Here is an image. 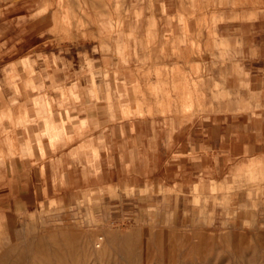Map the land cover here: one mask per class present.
Segmentation results:
<instances>
[{"label":"rangeland","instance_id":"obj_1","mask_svg":"<svg viewBox=\"0 0 264 264\" xmlns=\"http://www.w3.org/2000/svg\"><path fill=\"white\" fill-rule=\"evenodd\" d=\"M78 51L90 52L84 64L93 89L103 84L104 108L113 116L116 110L124 132L148 131L152 140L137 144L160 157L164 150L166 167L188 160L175 155L179 136L206 119L246 122L264 138V0H0V82L15 98L46 114L68 107L71 94L51 85L61 83L60 61L69 52L76 60ZM37 57L53 59L49 72ZM26 103L17 114L24 127L35 112ZM88 129L82 122L79 132ZM122 133L112 150H123ZM47 134L60 135L50 128ZM9 149L21 148L4 134L0 160ZM155 166H148L153 173ZM4 177L0 169L7 185ZM140 182L102 186V197H118L133 195L129 187L137 184L139 211L119 219L100 214L92 196L58 202V193L37 183L36 203L0 211V264H264L260 160L240 175L230 166L225 183L186 196L172 183ZM29 189L22 184L24 201Z\"/></svg>","mask_w":264,"mask_h":264},{"label":"crops","instance_id":"obj_2","mask_svg":"<svg viewBox=\"0 0 264 264\" xmlns=\"http://www.w3.org/2000/svg\"><path fill=\"white\" fill-rule=\"evenodd\" d=\"M69 53L60 61L61 83L51 85L56 86L53 90L60 88L71 94L73 103L68 107L55 105L54 110L46 114L47 109L31 106L32 103H26L21 96L15 98L4 82H0V137L5 134L8 141L12 139L21 148L18 152L9 149L6 153L9 158L0 160V169L5 173L2 183L7 184H0V211L4 210L5 204L10 205L13 212L21 210V203H36L37 183H44L47 194L58 193L54 195L58 202H62L64 197H68L70 203L73 200L86 202L87 196H92L103 216L128 218L139 211L137 184L129 187L134 191L133 195L122 191L118 197L107 194L102 197V186L118 183L121 188L123 183H152L150 181L154 179L162 187L172 183L181 191L180 195L186 196L191 188L201 191V188L209 186L208 183H225L230 166H236L240 175L252 162L260 160L264 163V138L259 140L256 130L249 129L246 122L226 123L223 119H206L179 136L177 146L180 150L175 155H187L188 160L183 159L173 168L166 167L164 150L160 153L161 158L159 153L154 154L149 148L137 144L140 139L152 140L148 131L134 133L129 127V132H124L127 129L124 120L113 119L116 118V110L113 116L104 108V99L101 98L104 97L103 84L93 89L90 71L84 64L86 58H90V52H76V60ZM52 61L51 57L45 60L36 58L37 64L45 62L44 67H40L43 72H49ZM52 74L56 75L55 72ZM25 92L33 93L27 89ZM89 92L93 93L92 100L87 99L90 95L86 93ZM23 103L28 110L35 109L34 116L29 115L28 127L22 126L17 115ZM68 119L72 126L66 128L63 123L66 121L69 124ZM82 122L89 126L86 136L79 132ZM47 128L56 130L60 135L50 139ZM118 130H123V135L119 136L123 150H112ZM66 136H71L74 142L69 145ZM134 145H138L137 148ZM85 146L87 149H84ZM134 154H137L135 158ZM152 156L157 157L155 162ZM152 165H156L153 167L157 169L155 173L148 167ZM26 183L31 186L28 201H24L25 193L22 195L20 192L22 184ZM85 189H90L89 194H83ZM75 191H80L82 195H76Z\"/></svg>","mask_w":264,"mask_h":264},{"label":"bare ground","instance_id":"obj_3","mask_svg":"<svg viewBox=\"0 0 264 264\" xmlns=\"http://www.w3.org/2000/svg\"><path fill=\"white\" fill-rule=\"evenodd\" d=\"M37 1V0H36ZM52 6V5H51ZM56 12V11H55ZM54 16V18H55V20H57V18H58V16H57V12L53 15ZM68 17V16H67ZM22 107V106H21ZM129 108V107H128ZM127 112L129 113V111H128V109H127ZM11 114V113H10ZM9 118V117H8ZM13 121V120H12ZM72 140V139H71ZM38 199V198H37ZM65 231V230H64ZM0 232H2V231H0ZM133 250V249H132ZM20 252V251H19ZM78 258V257H77ZM83 259V258H82ZM50 264H52V263H50Z\"/></svg>","mask_w":264,"mask_h":264}]
</instances>
